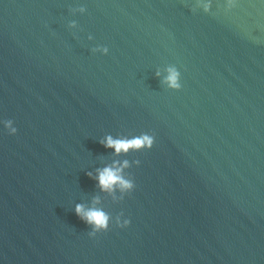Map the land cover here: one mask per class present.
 Instances as JSON below:
<instances>
[{
	"label": "water",
	"instance_id": "water-1",
	"mask_svg": "<svg viewBox=\"0 0 264 264\" xmlns=\"http://www.w3.org/2000/svg\"><path fill=\"white\" fill-rule=\"evenodd\" d=\"M0 264H264V0H0Z\"/></svg>",
	"mask_w": 264,
	"mask_h": 264
},
{
	"label": "clouds",
	"instance_id": "clouds-1",
	"mask_svg": "<svg viewBox=\"0 0 264 264\" xmlns=\"http://www.w3.org/2000/svg\"><path fill=\"white\" fill-rule=\"evenodd\" d=\"M168 82L171 87L178 88V73L171 71ZM153 141L151 138L145 136L143 138H137L131 141L127 140H114L111 137L107 139L106 147L114 149L117 154L127 153L130 150H140L142 148L148 147L151 148ZM127 164H125V167ZM99 183L102 189L106 191H112L114 188L119 185L122 189H131L132 185L130 182L124 180L119 173V170H114L113 168H105L99 174ZM76 212L81 216L82 219H85L88 223L93 224L96 229L107 230L109 218L102 211L90 210L85 211V209L78 205Z\"/></svg>",
	"mask_w": 264,
	"mask_h": 264
}]
</instances>
